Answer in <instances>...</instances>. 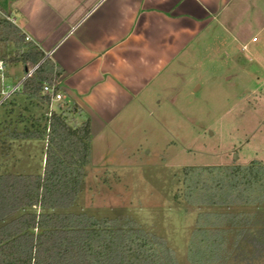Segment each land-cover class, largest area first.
Returning <instances> with one entry per match:
<instances>
[{"label": "rangeland", "instance_id": "rangeland-1", "mask_svg": "<svg viewBox=\"0 0 264 264\" xmlns=\"http://www.w3.org/2000/svg\"><path fill=\"white\" fill-rule=\"evenodd\" d=\"M232 28L194 61L173 66L144 109L117 116L91 139L86 184L73 212L132 218L166 240L178 264H188L186 236L197 210L169 201L175 174L184 167L264 165V0H248ZM9 68L12 86L25 69ZM18 96L1 115H22L27 121L20 128L44 127L50 109ZM59 104L54 112L67 110L75 126L72 104ZM10 146L9 172H42L46 140H10Z\"/></svg>", "mask_w": 264, "mask_h": 264}, {"label": "trees", "instance_id": "trees-1", "mask_svg": "<svg viewBox=\"0 0 264 264\" xmlns=\"http://www.w3.org/2000/svg\"><path fill=\"white\" fill-rule=\"evenodd\" d=\"M0 61L35 69L18 94L49 105L44 85H55L60 72L1 17ZM70 110L78 113L73 104ZM66 111H53L42 128H20L22 115L0 113V264H178L166 240L134 219L72 211L85 188L92 134L89 120L73 126ZM19 139L47 141L40 174L8 171L10 140ZM174 177L169 201L197 210L186 236L188 264H264L263 164L184 167Z\"/></svg>", "mask_w": 264, "mask_h": 264}, {"label": "crops", "instance_id": "crops-1", "mask_svg": "<svg viewBox=\"0 0 264 264\" xmlns=\"http://www.w3.org/2000/svg\"><path fill=\"white\" fill-rule=\"evenodd\" d=\"M247 1L0 0V10L54 63L64 99L78 109L74 122L89 120L93 138L117 116L144 109L173 66L233 33Z\"/></svg>", "mask_w": 264, "mask_h": 264}, {"label": "built area", "instance_id": "built-area-1", "mask_svg": "<svg viewBox=\"0 0 264 264\" xmlns=\"http://www.w3.org/2000/svg\"><path fill=\"white\" fill-rule=\"evenodd\" d=\"M0 17L7 19L8 21L12 22L13 24L15 23V21L11 17L7 16L1 10H0ZM27 40L31 41L28 38H27ZM254 41H255V39H254ZM244 49H245V47H244ZM7 70H8V66L4 62L0 61V82L3 85V90L1 92V96H2L1 99L2 100L0 101V106L5 101H7L10 97L14 96L15 94H17L21 91V85H22L23 81L25 79H27L28 77H30L35 69L26 71L28 73L25 74L24 77L17 84L12 85V86L7 85L6 81H5ZM57 86H59L58 82L52 86H50L48 84L44 85V93L51 97L50 103L48 105V108L50 109V112H51L49 116H51L52 112L54 111L55 104H59L64 100V95L62 94V92H57V93L55 92Z\"/></svg>", "mask_w": 264, "mask_h": 264}]
</instances>
